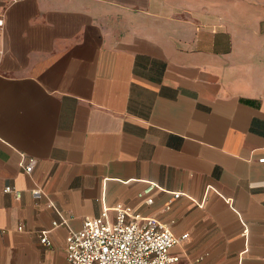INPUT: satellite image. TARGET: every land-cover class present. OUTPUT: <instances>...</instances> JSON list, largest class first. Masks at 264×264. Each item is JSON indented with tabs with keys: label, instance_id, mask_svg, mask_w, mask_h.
<instances>
[{
	"label": "crops",
	"instance_id": "0c3cea01",
	"mask_svg": "<svg viewBox=\"0 0 264 264\" xmlns=\"http://www.w3.org/2000/svg\"><path fill=\"white\" fill-rule=\"evenodd\" d=\"M0 15V264H67L69 232L118 204L188 234L176 264H264V0Z\"/></svg>",
	"mask_w": 264,
	"mask_h": 264
},
{
	"label": "built area",
	"instance_id": "2783aa9c",
	"mask_svg": "<svg viewBox=\"0 0 264 264\" xmlns=\"http://www.w3.org/2000/svg\"><path fill=\"white\" fill-rule=\"evenodd\" d=\"M3 25L4 19L0 15V28ZM260 160L264 162V158ZM34 163L35 159L29 157L24 166L25 171L31 172ZM150 189L151 186L145 191ZM4 191L20 196V192L11 186H6ZM34 194L39 195L40 191L35 190ZM179 195V192H176L173 198ZM146 202H152V198H147ZM109 209L104 208L96 217L85 218L79 230L69 232L65 244L67 264L177 263L179 258L172 254L170 249L188 234L176 236L155 218L141 216L129 206H113L112 217ZM58 224L60 223L53 221L54 226ZM40 240L46 245L50 244L44 233L41 234Z\"/></svg>",
	"mask_w": 264,
	"mask_h": 264
}]
</instances>
